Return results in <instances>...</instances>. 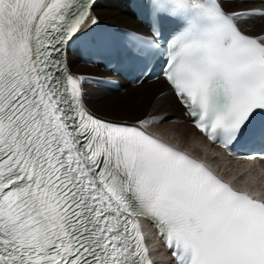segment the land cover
I'll return each mask as SVG.
<instances>
[{
    "label": "snow or ice",
    "instance_id": "6c2138e0",
    "mask_svg": "<svg viewBox=\"0 0 264 264\" xmlns=\"http://www.w3.org/2000/svg\"><path fill=\"white\" fill-rule=\"evenodd\" d=\"M128 3L148 31L122 33V66L165 82L229 154L264 160V0ZM97 6L0 0V264H153L156 236L172 264H264V191L148 130L174 118L88 108L85 85L104 78L74 73L70 53Z\"/></svg>",
    "mask_w": 264,
    "mask_h": 264
},
{
    "label": "rangeland",
    "instance_id": "374dc122",
    "mask_svg": "<svg viewBox=\"0 0 264 264\" xmlns=\"http://www.w3.org/2000/svg\"><path fill=\"white\" fill-rule=\"evenodd\" d=\"M109 9L111 13H116V11L119 12L118 7L111 6L109 7ZM104 18H110V17L104 16L103 19ZM116 21L118 22V20ZM118 24L122 26H129L128 24H123L119 22ZM143 90L145 91L142 94L139 91H136L134 93H129V94L127 93L126 95L120 94V95L113 96V97H105L104 95L99 94L97 92H91L89 93L90 95L89 105L94 110V112H96L97 114L107 119L109 118L113 120L134 122L137 118H142L146 114L150 113V112H147L149 104L153 107L154 106L156 107L157 101L159 99L165 98L164 96L161 95V93H159L156 99L154 101L153 100L151 101L149 95H151L153 91L151 89H147V90L143 89ZM172 115H176V114H172ZM177 115H181V113ZM149 128L153 130L154 132H157L160 136L162 135V137H167L168 139H170L171 142H173L177 146L188 150L192 154L197 155L198 157H200L201 159L207 162H210L211 165L213 164L214 165L213 167L216 168L218 172L225 175V177L228 180H231L234 183H237V181H240V183L237 184V187H239L240 189L258 190V188L254 186L256 185V181L250 183L247 180L248 178L237 177L234 173H232L231 169L226 168V167H229L227 162L226 163L222 162V165H221V163L219 162L220 158L216 159L215 157H211L210 152L208 156V154L201 153L199 149H196L192 147L190 144H187L182 138L186 139L191 136L198 137V134L193 130L192 127L184 125V124H175L171 122V123H166L163 126H154V127H149ZM208 157H211V158H208ZM258 187L263 189V185L262 186L260 185ZM258 191H262V190L259 189ZM150 249L152 250V259L155 261V264H170L167 262L169 261V258L165 254L161 255V257L158 258L157 256H155L156 252L154 251V249H152L151 247Z\"/></svg>",
    "mask_w": 264,
    "mask_h": 264
},
{
    "label": "bare ground",
    "instance_id": "6f19581e",
    "mask_svg": "<svg viewBox=\"0 0 264 264\" xmlns=\"http://www.w3.org/2000/svg\"><path fill=\"white\" fill-rule=\"evenodd\" d=\"M94 15L96 17H98V19H103L104 16H109L111 19H115L118 20L119 23H123V24H128L131 23L132 19L131 17L126 14L124 11H122L120 8H119V12L116 11V13H111L110 12V9L109 7H102V6H99V7H95L94 8ZM121 12V13H120ZM130 26V25H129ZM76 73L78 74H87V72H89L90 70H88L87 68H77L74 69ZM90 73H93L90 71ZM143 89H151L153 91V93H151V95H149L150 97V100L154 101L157 97V95H159V93H162V92H165L168 90L167 89V86L160 80H158L157 82H154V83H151V84H142L141 86L139 87H135L133 89H128L126 90L123 94H129V93H134L136 91H139L141 94L145 91ZM90 99V98H89ZM92 101V100H91ZM147 102V101H146ZM88 104H89V101H88ZM145 104V103H144ZM90 106V105H89ZM94 111V110H93ZM181 108L176 105L174 103V101L169 97L167 99H159L157 101V104H156V107L154 106H151L149 104V107L147 109V112H152V114H155V115H172V114H180L181 113ZM96 113V112H95ZM109 119V118H108ZM113 120V119H112ZM151 130V129H150ZM153 131V130H152ZM156 134H158L157 132H155ZM159 135V134H158ZM196 135V133H195ZM162 136V135H161ZM164 136V135H163ZM165 139H167L168 141H170V139H168L167 137H164ZM177 138V137H176ZM187 144H190L192 147L196 148V149H199V151L201 153H204V154H208L209 156V152L211 153V157H215L217 152H218V149L217 148H214L212 147L211 145H209L207 142H205L203 140V138L201 136L198 135V137H195V136H191L189 138H182ZM171 142V141H170ZM173 143V142H171ZM174 144V143H173ZM176 145V144H175ZM179 147V146H178ZM182 148V147H180ZM184 149V148H182ZM186 150V149H184ZM188 151V150H186ZM198 151V152H199ZM189 152V151H188ZM191 153V152H189ZM192 154V153H191ZM194 156L198 157L197 155L193 154ZM211 157H208V158H211ZM200 158V157H198ZM201 159V158H200ZM215 159V158H214ZM203 160V159H201ZM205 161V160H203ZM218 161V160H217ZM207 162V161H206ZM216 162V160H215ZM219 162L221 163L222 165V162H227L228 163V166L229 167H226V168H229L232 170V173H234L237 177H241L242 173H243V170H244V167L243 165L239 164V163H233V162H228L226 160H223L220 158ZM208 164L218 173L220 174L222 177H224L225 179H227L225 177V175L221 174L220 172H218L216 170V168H214L213 164L211 165L210 162H208ZM220 165V166H221ZM225 165V164H224ZM233 174V175H234ZM232 175V174H231ZM235 176V177H236ZM236 177V178H237ZM233 178V177H232ZM228 180V179H227ZM233 180V179H232ZM250 183L257 180V176L253 178V180L251 178H248L247 179ZM230 182H232L231 180H228ZM234 183V182H232ZM263 183V182H262ZM239 188V187H238ZM264 191V190H262ZM148 230H151V228L148 226ZM152 249H154V251L156 252L155 256H157L158 258L161 257V255H164V253L162 252L161 250V247L159 246V244L155 241L153 243H150L149 244Z\"/></svg>",
    "mask_w": 264,
    "mask_h": 264
}]
</instances>
